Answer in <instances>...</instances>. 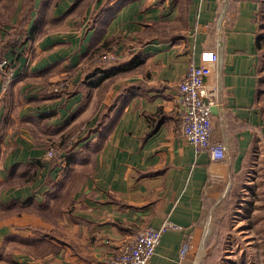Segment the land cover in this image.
<instances>
[{
	"label": "crops",
	"instance_id": "obj_1",
	"mask_svg": "<svg viewBox=\"0 0 264 264\" xmlns=\"http://www.w3.org/2000/svg\"><path fill=\"white\" fill-rule=\"evenodd\" d=\"M70 1L51 12L46 3L41 18L42 0L21 3L28 14L21 43L4 56L14 66L5 90L0 67V264H110L143 227L166 220L180 228L162 235L148 264H195L203 226L264 162V0H227L223 31L217 0L91 3L79 26ZM107 38L121 57L98 69L91 58ZM205 50L220 57L206 78L217 85L211 140L227 152L218 161L179 131L178 85ZM65 75L63 93L45 91ZM100 115L77 144L81 158L47 156Z\"/></svg>",
	"mask_w": 264,
	"mask_h": 264
},
{
	"label": "rangeland",
	"instance_id": "obj_2",
	"mask_svg": "<svg viewBox=\"0 0 264 264\" xmlns=\"http://www.w3.org/2000/svg\"><path fill=\"white\" fill-rule=\"evenodd\" d=\"M77 1L71 0L70 2L77 3ZM130 1L101 0L100 3H129ZM18 2L20 4L12 3L10 9H0V19L4 20L8 15L12 20V18L19 17V14L22 13L26 16L29 4H21L22 1L20 0ZM96 2V0H90L88 3ZM27 3L34 2L28 0ZM20 6H22L23 11L18 10ZM47 6L46 10H49L51 6L49 4ZM95 12L92 11L91 13L92 19L95 17ZM81 14L74 13L78 26L84 19H87L83 18V13ZM12 22L17 23L16 21ZM2 28L3 26L0 25V30ZM8 29V39L21 40L18 27L11 25L7 27ZM3 32H0V36ZM79 32H81V28H79ZM8 51L9 48L4 52V56L7 55ZM120 57L121 55L114 61L117 62ZM260 58L261 61L263 59L264 63V50L260 51ZM95 61L97 62V57ZM106 64L108 65V63ZM260 65L264 67L262 63ZM69 76H61L56 81L47 83L44 86L45 91L63 93L68 88L71 79ZM65 80L68 83L63 90H53L55 85ZM88 128L86 124L77 125L74 130L67 131V133H73L72 138L70 137L68 141L63 142L61 145L53 142L49 146V149H53L56 153L53 159H73V156L81 158L82 150L77 144L81 142H78L79 139L81 140V138L87 135ZM59 142H62V140ZM252 175L254 176H250V179H252L251 184L243 185L239 191L237 189L232 191L230 195V209L223 211L225 205L222 204L220 210L215 212V215L207 221V225L203 226L202 241L193 253L195 264H264V162L258 167V172L252 173ZM258 187L261 188L258 189Z\"/></svg>",
	"mask_w": 264,
	"mask_h": 264
},
{
	"label": "built area",
	"instance_id": "obj_3",
	"mask_svg": "<svg viewBox=\"0 0 264 264\" xmlns=\"http://www.w3.org/2000/svg\"><path fill=\"white\" fill-rule=\"evenodd\" d=\"M221 3V11L216 20L220 31L226 26V15L229 8L227 0H217ZM120 51L116 45L107 51L97 55V61L102 64L110 63L119 57ZM220 65L219 53L215 50H205L201 53L200 63L191 64L183 79L179 82L178 89L182 102L180 109L179 131L188 142L197 149H208L211 158L215 161L223 160L226 157V146L223 142H212V106L215 104L212 94L216 90V83L207 82L209 75L217 73ZM4 69L5 77L3 87L7 88L14 75V66L11 61L4 59L0 63ZM68 81H61L53 87L55 91H61ZM53 149L47 150V156L55 157ZM180 228V225L171 220H166L160 227H143L120 251H118L110 264H148L155 254L162 235L168 229ZM188 247L181 251L182 258H185Z\"/></svg>",
	"mask_w": 264,
	"mask_h": 264
},
{
	"label": "trees",
	"instance_id": "obj_4",
	"mask_svg": "<svg viewBox=\"0 0 264 264\" xmlns=\"http://www.w3.org/2000/svg\"><path fill=\"white\" fill-rule=\"evenodd\" d=\"M22 3H27L28 0H21ZM62 0H42L41 3H44L42 5V9H41V14H40V18L41 16H43L44 14V8L45 6L47 5L46 3H50V6L54 7L56 3H60ZM90 0H78L77 3L74 4V13H77V14H81L83 9L90 5L91 3H88ZM98 2H101V0H96ZM31 2H33V0H31ZM12 3H18L17 0H0V9H10L11 8V4ZM260 11H259V16H261V21H260V31H259V34H258V44H260V41L261 39H264V3H260ZM117 6V4L115 5ZM50 7V9H51ZM5 12V11H4ZM6 14V13H5ZM5 14H2V15H5ZM20 15V19H18L17 23H13L12 21H14V18H12V20L10 19V17L7 15L6 18L4 20H1L0 19V25L3 26V28L0 30V32L4 31L3 33H1V36H0V63L5 59L4 58V52L9 48V49H13L15 48L17 45H19L21 43V40L19 39H8L7 36H8V33H9V29L7 30V27L9 26H13V27H18L19 28V31L21 32L22 31V27L24 26L25 22H26V16L22 14H19ZM22 15V16H21ZM50 18H51V23L52 25L53 24H57V25H60L62 22H63V17H61L60 19L56 20L55 18H53L52 16V13L50 14ZM40 18H38L37 22H35L34 24V27L32 28V31H31V34L33 36L34 34V31L36 30V26L39 25V20ZM260 39V40H259ZM113 40L112 39H106L103 41V43L96 49L95 53L92 55V58L95 57V55H99L105 51H107L108 49L111 48V46L113 45ZM115 62V61H113ZM260 62L263 64L264 66V63H263V59L261 61V58H260ZM105 65L107 64H99L97 65L98 66V69L100 68H103ZM260 68H261V71L263 72V68L261 65H260ZM261 80H264V72L262 73L261 75ZM53 94H60V93H57V92H52ZM103 119V116H99L96 118L94 124L92 126L89 127V130H88V133L87 135L85 136L88 137L90 134H92L95 129L100 125L101 121ZM72 132L71 133H65L62 137V142H59V145L63 144V142H66L68 141V139L72 136ZM80 136V135H79ZM72 138V137H71ZM78 139V138H77ZM84 139L81 138V140L79 139L78 142L80 141H83Z\"/></svg>",
	"mask_w": 264,
	"mask_h": 264
}]
</instances>
